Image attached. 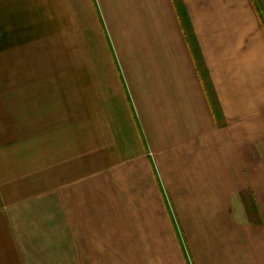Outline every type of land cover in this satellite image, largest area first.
Wrapping results in <instances>:
<instances>
[{"label": "crops", "instance_id": "0c3cea01", "mask_svg": "<svg viewBox=\"0 0 264 264\" xmlns=\"http://www.w3.org/2000/svg\"><path fill=\"white\" fill-rule=\"evenodd\" d=\"M263 10L0 0V264H264Z\"/></svg>", "mask_w": 264, "mask_h": 264}, {"label": "rangeland", "instance_id": "374dc122", "mask_svg": "<svg viewBox=\"0 0 264 264\" xmlns=\"http://www.w3.org/2000/svg\"><path fill=\"white\" fill-rule=\"evenodd\" d=\"M259 1H260L261 5H262V7L264 9V0H259ZM239 202H241L240 203L241 204V210H240L241 216L242 217H244V216L246 217V215L249 216V213H252V207H251L252 204L249 203L248 198L247 197H242Z\"/></svg>", "mask_w": 264, "mask_h": 264}]
</instances>
